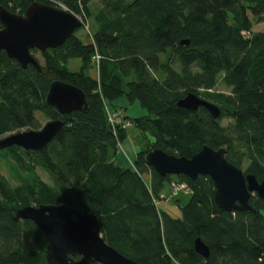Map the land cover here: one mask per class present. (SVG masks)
Wrapping results in <instances>:
<instances>
[{"label": "trees", "instance_id": "1", "mask_svg": "<svg viewBox=\"0 0 264 264\" xmlns=\"http://www.w3.org/2000/svg\"><path fill=\"white\" fill-rule=\"evenodd\" d=\"M34 1L0 0V6L25 14ZM39 1L61 2L92 18L94 33L89 42L75 33L41 52L42 71L23 68L0 51V138L40 129L39 113L65 122L41 150L14 145L1 151L21 182L14 186L0 172V264H49L43 232L13 215L26 205L50 203L94 212L105 241L139 264H264V198L251 197L255 211L227 212L216 204L209 176H162L146 161L155 148L191 157L208 144L225 147L229 161L247 164L246 174L264 179V27L255 30L264 23V0ZM186 39L189 44H182ZM72 57L80 59L79 70L68 66ZM91 66L97 75L87 73ZM220 77L228 94L212 93ZM55 80L80 87L88 111L62 114L49 105ZM190 92L219 102L221 115L215 119L203 106L180 107ZM124 96L148 111L121 115L144 137L134 167L116 161L127 138L124 121H109ZM173 176L191 190L180 218L158 204ZM198 237L210 248L208 258L195 249Z\"/></svg>", "mask_w": 264, "mask_h": 264}, {"label": "water", "instance_id": "2", "mask_svg": "<svg viewBox=\"0 0 264 264\" xmlns=\"http://www.w3.org/2000/svg\"><path fill=\"white\" fill-rule=\"evenodd\" d=\"M0 51L15 59L23 68L30 64L42 71L41 63L32 50L41 52L62 46L84 22L72 11L58 4L39 0L32 2L25 14L15 13L0 6ZM189 44V40H182ZM47 103L60 113L88 111L86 93L78 86L55 80L51 83ZM178 105L197 111L205 107L217 119L222 111L217 104L190 92ZM62 119L49 120L40 129L10 133L0 138V150L20 146L25 150H41L63 128ZM146 161L160 175H185L195 180L200 175L209 176L215 186V201L227 212L255 211L250 199L253 195L264 198V179L244 170L227 158L225 147L213 148L205 144L191 157L175 156L160 148L151 150ZM15 221L31 220L43 232L49 264H139L109 245L96 230L98 217L94 212H84L65 204L26 205L13 215ZM195 249L203 257L210 255L209 246L195 239Z\"/></svg>", "mask_w": 264, "mask_h": 264}, {"label": "rangeland", "instance_id": "3", "mask_svg": "<svg viewBox=\"0 0 264 264\" xmlns=\"http://www.w3.org/2000/svg\"><path fill=\"white\" fill-rule=\"evenodd\" d=\"M55 4H58L59 7L65 9V10H69L68 8L63 6L61 2L59 3L57 1H55ZM98 6H100V5L96 2H94L92 4V9L94 11H96L98 9ZM69 11H71V10H69ZM75 14L84 22L82 27L78 28L75 33L77 35L83 36V39L85 40V42H89L90 39H92V35L94 33L93 20H92V18L86 19L83 16V14H81V15L77 14V13H75ZM260 27H264V23L261 24V26L255 25V30L259 29ZM33 54L36 55V57H38L40 63H42V64L44 63L43 57L41 55V51L36 49L35 52H33ZM68 62H69L68 66L71 69H73V70H79L80 69V65H81L80 59L72 57L69 59ZM87 73L97 75L98 74V67L91 66V68L87 69ZM230 90L231 89L223 83L222 78L220 77V79H219L215 89L212 91V93L213 94H219V93L228 94L230 92ZM198 96L220 106L219 102H216L215 100L213 101V99L210 97H207L204 94V92H202V94H200ZM121 101L125 102L124 104H126V105H124V106H127L129 113L131 112L130 114H133L135 116H139L141 114H144L143 113L144 111H145V113L148 114V111L146 109L142 108V106L139 104V102H134V103L127 102L128 100H127L126 96H124L120 99V101H118V105H120L121 107L123 106L122 105L123 103H121ZM124 110H125V108H124ZM123 114L125 115V112L123 113L120 110L118 112L116 111L114 113H111V115L109 116V119H110L109 121L113 124L120 122V121H122V122L124 121L123 126L127 130V138L119 146L116 161L123 166H133L134 167L137 154L143 148L142 146L145 143V141H144V137H143L142 133L140 132L139 128H137L135 125L131 124L127 128L128 123H126L124 120L125 118L123 119L121 116ZM38 119L40 122V128H42L48 122V119H46L44 117V115H42L41 113L38 114ZM228 122H229V120H224V121H222V124L225 125ZM28 129L29 128H24L23 130H28ZM150 138L152 141L153 138L152 137H150ZM1 151L2 150H0V172L2 174H4L11 181V183L14 186H16V185L20 184L21 177L18 174L13 172L9 159L3 153H1ZM246 167H247V164L242 168L244 170V172H245ZM36 172L46 182L51 181V179L48 175V172L45 171L43 168L37 167ZM173 182L183 185V188L180 189L179 191H177L172 186ZM184 185H185V187H184ZM190 197H191V190L187 188V184L185 182L180 181V179L178 177L173 176V179L171 180V182L169 180H167L165 182L164 189L162 190V193L160 194V199H158V204H159L160 209L167 212L172 217L180 218L182 216L181 207L184 206L190 200Z\"/></svg>", "mask_w": 264, "mask_h": 264}, {"label": "crops", "instance_id": "4", "mask_svg": "<svg viewBox=\"0 0 264 264\" xmlns=\"http://www.w3.org/2000/svg\"><path fill=\"white\" fill-rule=\"evenodd\" d=\"M118 101H120V99L117 100V102H118ZM117 102H116V103H117ZM127 102H128V101H127ZM121 103H123V104H122V105H123V106H122L123 108L120 106V108H121L120 110H121L123 113L125 112V116H128V117H136L135 115L130 114L131 112L129 113L127 106H124V105H126V104H124L125 102H122V101H121ZM124 108H125V110H124ZM143 113L145 114V111H144ZM141 115H142V114H141ZM125 116H124V117H125ZM124 120H125V119H124ZM125 122L128 123V124H127V128L132 124V123L130 122L129 119H128V120H125ZM132 125H134V124H132Z\"/></svg>", "mask_w": 264, "mask_h": 264}, {"label": "built area", "instance_id": "5", "mask_svg": "<svg viewBox=\"0 0 264 264\" xmlns=\"http://www.w3.org/2000/svg\"><path fill=\"white\" fill-rule=\"evenodd\" d=\"M99 55H97V56H95L94 57V59H99ZM172 186L177 190V191H179L180 189H182L183 188V185H181V184H179V183H175V182H173L172 183ZM184 187H185V185H184Z\"/></svg>", "mask_w": 264, "mask_h": 264}]
</instances>
